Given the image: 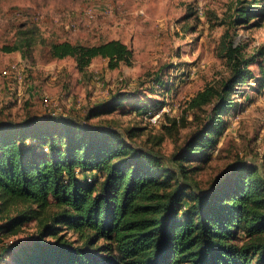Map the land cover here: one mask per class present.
<instances>
[{
	"label": "trees",
	"instance_id": "obj_1",
	"mask_svg": "<svg viewBox=\"0 0 264 264\" xmlns=\"http://www.w3.org/2000/svg\"><path fill=\"white\" fill-rule=\"evenodd\" d=\"M238 5L223 24L236 30L255 18L261 24L264 4ZM31 44L25 39L1 50L25 52ZM45 44L51 59L72 58L81 72L97 57L107 59L110 69L131 65L133 58L118 39ZM219 52L229 73L189 100L197 128L169 165L158 151L132 142L140 127L125 135L71 116L0 120V233L38 222L37 237L4 250L0 264H264V170L241 160L207 188L195 178L227 132V116L238 105L234 95L253 75L252 65L260 67L258 82H264V50L248 54L225 33ZM131 96L117 94L87 119L116 111ZM177 124L174 119L165 129ZM19 202L37 209L5 216ZM49 207L55 210L39 219ZM65 226L76 240L60 234Z\"/></svg>",
	"mask_w": 264,
	"mask_h": 264
},
{
	"label": "rangeland",
	"instance_id": "obj_2",
	"mask_svg": "<svg viewBox=\"0 0 264 264\" xmlns=\"http://www.w3.org/2000/svg\"><path fill=\"white\" fill-rule=\"evenodd\" d=\"M261 9L264 0H248ZM239 0H0V120L21 122L32 117L71 116L92 126H113L125 135L133 126L139 147L158 151L166 164L197 128L189 100L207 85L228 75L220 56L225 33L252 54L264 50V15L236 30L223 24ZM31 39L25 52L3 47ZM118 39L133 50L131 65L110 69L97 57L81 72L72 58L51 59L45 43L70 41L97 45ZM45 41V43H43ZM238 86V105L227 116V132L196 180L209 187L234 162L244 160L264 170V82L257 64ZM117 94H132L116 111L87 119ZM137 105L148 107L138 113ZM178 121L173 131L165 129ZM161 140V141H160ZM93 179L88 175V181ZM31 203L12 204L15 216ZM55 210L37 214L39 219ZM37 219L15 234L0 233V254L15 243L36 238ZM60 234L76 240L66 226Z\"/></svg>",
	"mask_w": 264,
	"mask_h": 264
}]
</instances>
